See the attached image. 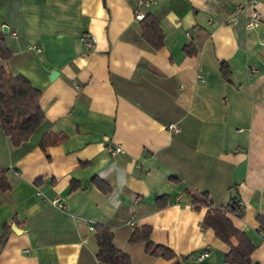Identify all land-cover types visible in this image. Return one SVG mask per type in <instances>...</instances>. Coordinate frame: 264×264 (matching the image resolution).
Listing matches in <instances>:
<instances>
[{"label":"crops","instance_id":"obj_1","mask_svg":"<svg viewBox=\"0 0 264 264\" xmlns=\"http://www.w3.org/2000/svg\"><path fill=\"white\" fill-rule=\"evenodd\" d=\"M144 3L0 0L12 51L0 65L39 87L46 113L19 146L0 127V166L12 183L0 190V232L11 223L0 264H110L97 256L95 224L110 227L132 264H234L228 243L203 224L210 207L232 198L242 209L228 213L264 264L256 218L264 214V0ZM138 9L159 20L161 48L142 36ZM256 9L260 24L248 27ZM48 130L67 139L43 149ZM115 143L124 150L113 154ZM198 191L209 201L195 208ZM145 224L172 259L130 240Z\"/></svg>","mask_w":264,"mask_h":264},{"label":"trees","instance_id":"obj_2","mask_svg":"<svg viewBox=\"0 0 264 264\" xmlns=\"http://www.w3.org/2000/svg\"><path fill=\"white\" fill-rule=\"evenodd\" d=\"M142 36L154 48H161L165 43V34L156 15L153 12L147 13L141 18ZM186 51L192 53L194 50L185 47ZM12 51L6 43L5 36L0 33V58H9ZM221 73L232 82L230 65L225 59L221 62ZM42 91L34 85L22 72H10L3 64L0 65V127L3 128L4 134L8 135L12 141V145L19 146L21 142L29 140L30 136L36 128H40L45 120V112L40 104ZM39 145L45 149L49 144H58L60 141L67 139L65 132L59 133L48 130L42 134ZM95 183L104 190H109L108 184L99 178H95ZM11 181L8 178L7 168L0 166V190L7 191L11 187ZM194 207H199L203 201L208 202L207 191H198L193 193ZM167 197L158 195L157 202L165 205ZM242 205L236 198L230 199L225 206H212L203 218V224L206 227L215 229L216 235L222 241L229 245L226 261L234 264H259L257 260H253L252 255L255 249V242L249 238L246 231L234 225L230 213H239ZM258 226L264 237V214L258 212L256 216ZM10 222L5 223L0 232V247L8 238L7 232ZM130 236V240L144 242L147 249L155 255H163L168 259H172L174 251L165 245V243H155L151 239L152 230L150 225L136 227ZM96 240L100 249L98 258L110 264H132V259L128 254L114 243V233L107 224H95ZM179 264V261L174 262Z\"/></svg>","mask_w":264,"mask_h":264},{"label":"built area","instance_id":"obj_3","mask_svg":"<svg viewBox=\"0 0 264 264\" xmlns=\"http://www.w3.org/2000/svg\"><path fill=\"white\" fill-rule=\"evenodd\" d=\"M153 0H145V3L146 5H149L150 2H152ZM261 11L256 9L254 10V12H251V15H250V18L248 19V27H256V26H259L260 24V18H261ZM145 16V13L142 12L140 9L136 10V18H142ZM83 37H84V42L86 43V48H92L93 45H95V39L94 37L90 34L89 31H85L84 34H83ZM36 50L37 51H40V47H36ZM252 70H254V72H258V68L256 66H252L251 67ZM168 126L172 129H174L175 131H178L179 128L175 125V122H172L170 124H168ZM110 150L112 151L113 154L119 152V151H123L124 149H122V146L119 144V143H115L114 145H112L110 147ZM205 253V252H204Z\"/></svg>","mask_w":264,"mask_h":264},{"label":"water","instance_id":"obj_4","mask_svg":"<svg viewBox=\"0 0 264 264\" xmlns=\"http://www.w3.org/2000/svg\"><path fill=\"white\" fill-rule=\"evenodd\" d=\"M4 31H6V25L3 27ZM7 32V31H6ZM56 74V72H54L52 75ZM52 78V77H51Z\"/></svg>","mask_w":264,"mask_h":264}]
</instances>
